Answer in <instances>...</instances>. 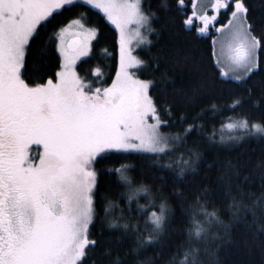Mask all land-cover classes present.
<instances>
[{"label":"snow or ice","instance_id":"snow-or-ice-1","mask_svg":"<svg viewBox=\"0 0 264 264\" xmlns=\"http://www.w3.org/2000/svg\"><path fill=\"white\" fill-rule=\"evenodd\" d=\"M85 7L98 10L117 33L119 66L107 86L101 82L93 87L76 71L77 61L90 54L101 29L89 23L87 11L66 22L57 19ZM158 7L171 13L169 20L184 17L180 25L185 31L212 37L211 52L198 57L197 67L202 73L211 68L215 77L202 76L191 95L174 87L171 92L182 101L211 98L186 125L189 116L173 118L174 104L167 102L169 85H174L167 70L156 77L159 62L149 64L134 55L133 44L150 45L145 33L156 31L151 25L158 17L148 10L151 0H0V264H97L93 256L98 249L109 258L107 264H220L210 245L231 242L234 229L264 251V159L238 166L215 158L209 167L218 164L222 174L214 188L201 187L191 179L200 162L201 140L193 139L188 146L193 133L211 147L248 136L264 141V82L256 100V85L250 83L257 71L264 72V16L250 19L248 0H160ZM33 43L41 56L49 53V45L59 53V68L46 80L45 73L29 67ZM134 68L150 69L153 78L141 79ZM94 74L99 77L101 69ZM36 79L43 82H29ZM233 85L243 92L225 109L260 107L261 118L252 120L245 113L227 117L220 130L239 135L221 134L217 141L215 125L206 132V125L195 121L208 111L215 115V95L231 92ZM173 127L183 130L163 131ZM33 145L42 150L32 154ZM127 155L141 157V176L155 179L159 173V179H171L178 216L162 188L154 191L129 175L137 164L112 162L113 156ZM245 171L249 174L242 176ZM101 173L115 174L119 185L126 186L118 194L126 200L118 216L112 214L116 201L100 192ZM257 182L258 196L245 190ZM141 198L146 203H139ZM220 211L230 213L231 219L222 220ZM248 213L251 220L245 218ZM213 224L219 230L209 235L205 225ZM169 232L186 234L187 239L165 244ZM126 240L132 246L121 255ZM149 247L157 249L155 254L140 259ZM172 247L175 252L164 260Z\"/></svg>","mask_w":264,"mask_h":264},{"label":"trees","instance_id":"trees-1","mask_svg":"<svg viewBox=\"0 0 264 264\" xmlns=\"http://www.w3.org/2000/svg\"><path fill=\"white\" fill-rule=\"evenodd\" d=\"M160 0H151V8L148 9L155 12L158 19L152 22V27L156 30L151 33L149 39L152 41L150 45H145L136 51V55L149 64L159 62L160 70L154 75L159 77L162 72L167 70V76L174 81V85H169V98L168 103L174 104L173 118L178 117L181 113H185L189 116V119L185 121L187 123H193L191 117L196 113L200 112L202 108H207L211 98L207 95L196 96L190 101H182L175 99L172 95L173 87L177 90H183L192 94V90L200 87L202 76H208L209 78H214L215 73L212 72L211 68L207 69L206 73H202L197 67L198 57L200 55L208 56L211 52V36L205 34L195 33L194 31L189 32L181 28L180 20L184 17H179L176 20H169L171 13H166L161 8L158 7ZM174 0H170V3ZM250 6V19L259 20L261 16H264V0H248ZM147 9V3L145 4ZM87 11L89 16V23L95 25L101 29V34L98 41H95L92 46V50L88 57L82 59L77 64V72L81 77H84L87 81L92 82L93 87L107 86L111 84L113 78H115L116 69L119 64V47L116 42L117 33L115 32L114 26L106 23L102 18V14H98V10L89 11L88 8H78L74 9L72 12L64 13L62 17H58V21L66 22L67 19L72 18L77 12ZM226 20H220V23H225ZM56 22L49 24L47 31L50 32ZM214 34V33H213ZM49 47V53L47 55L41 56L36 48V43H33V47L28 55L29 67L35 69L39 72L45 73L43 79H47L48 76L52 75L59 68V53L55 51L54 47L51 45ZM189 57V59H185ZM153 58H156L155 60ZM262 61H264V52L261 53ZM58 66V67H57ZM100 68L101 75L95 77L94 69ZM134 72L141 79H152L153 75H149L150 69H136ZM32 82H43L40 79H36ZM261 82H264V72L257 71L255 75L251 77L250 83H255L256 91L253 96V100L259 99V86ZM243 92V88H236L235 85L232 86V91H225L215 95V102L217 103V113L213 115L212 112H205L204 115L195 123H203L206 125L205 131H211V125H215L217 128L216 139L219 141L220 135L223 134L225 137L229 135H239V133H232L228 129L220 130L221 123L227 121V117L235 115L236 113H245L251 117L252 120H260L261 108H252L245 106L244 108H236L235 111H230L225 109V105L231 103V98L234 95H238ZM153 95H156L155 90H153ZM180 127H173L171 129L165 128V132H177L182 131ZM228 131V132H227ZM193 139L201 140L199 145L201 157L200 162L196 167L195 173L192 174L191 179L198 181L200 186H208L209 188H214L216 185L217 177L222 174V170L218 171L219 165L209 167V164L218 158L220 161H226L230 159L233 164L238 166L245 163L254 165L259 159H264V141L260 140L257 136H248L245 139L234 143L232 145H217L216 147H211L202 137L196 136L195 133L188 137L189 147L192 146L191 141ZM112 162L115 166L119 163L127 162L137 164V168L131 170L129 175L136 177V183L149 184L153 187L155 191L156 188H162L163 196L168 198V203L172 208L175 209L176 216L180 214V209L177 206V199L171 194V179L165 175V179L161 180L158 178L160 175L157 173V178H153L151 175L144 174L141 176L139 174V161L141 157L138 155H127V156H113ZM100 165H97L99 168ZM249 173L245 171L243 175H248ZM241 176V179H242ZM207 177V179H205ZM100 192H108L110 199L116 201V207L112 210L113 216H118L120 214L121 208L126 204L124 197L118 194L122 191H126V186L119 185L117 176L115 174L109 176L107 174L101 173L99 176ZM182 186V185H181ZM246 191H251L258 196L260 194L259 183L246 187ZM203 199V198H202ZM255 199V196L252 197ZM213 201L218 205L221 202ZM192 201L189 200L190 204ZM230 200H225L223 203H229ZM139 203H146V199L141 198ZM160 201L157 200V204ZM187 208V204L185 205ZM158 210V209H157ZM209 210L211 207L209 206ZM220 218L224 221H229L231 219V214L220 211L218 213ZM175 218V217H174ZM247 220H251V213H248L245 217ZM187 219V217H185ZM203 219V218H201ZM209 228V235L212 232L218 231V227L213 225H205ZM96 229H93L95 232ZM109 233L113 235H120L119 231L113 232L109 229ZM168 236L171 239H166L165 244H180L187 239L186 234L181 235L177 232H169ZM130 246H132L131 240H126L123 246L119 249L121 255ZM211 249L216 252L214 259L218 260L220 264H262L264 261V251L261 250L258 243H254L251 240H247L245 236L239 229H234L231 237V242L221 244L217 247L216 243L210 245ZM102 249L97 250V254L93 256V259L97 260V264H107L108 257L100 256L99 253ZM157 249L151 247L148 248L139 258L143 259L146 256H153ZM175 252V247H172L168 255L164 257L167 260ZM135 259V257H129V260ZM211 259V258H208Z\"/></svg>","mask_w":264,"mask_h":264},{"label":"rangeland","instance_id":"rangeland-1","mask_svg":"<svg viewBox=\"0 0 264 264\" xmlns=\"http://www.w3.org/2000/svg\"><path fill=\"white\" fill-rule=\"evenodd\" d=\"M145 34L148 36V39H149L150 34H149V33H145ZM149 40H150V39H149ZM143 46H145V45H140L139 47H137V45L134 43V44H133L134 55H136V51H137L138 49H140L141 47H143ZM88 56H89V55H88ZM88 56H87V57H88ZM136 56H137V55H136ZM137 57H138V56H137ZM84 58H86V57H82L81 60L84 59ZM138 58H139V57H138ZM81 60H80V61H81ZM78 62H79V61H77V64H78ZM118 66H119V64H118ZM135 70H136V68L133 69V71H135ZM76 71H77V68H76ZM227 132H228V131H227ZM37 158H38V157H37Z\"/></svg>","mask_w":264,"mask_h":264},{"label":"flooded vegetation","instance_id":"flooded-vegetation-1","mask_svg":"<svg viewBox=\"0 0 264 264\" xmlns=\"http://www.w3.org/2000/svg\"><path fill=\"white\" fill-rule=\"evenodd\" d=\"M41 150H42L41 146H38V145H33L32 146V154H35V153H37V152H39Z\"/></svg>","mask_w":264,"mask_h":264},{"label":"bare ground","instance_id":"bare-ground-1","mask_svg":"<svg viewBox=\"0 0 264 264\" xmlns=\"http://www.w3.org/2000/svg\"><path fill=\"white\" fill-rule=\"evenodd\" d=\"M58 67V66H57Z\"/></svg>","mask_w":264,"mask_h":264}]
</instances>
